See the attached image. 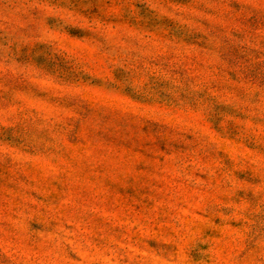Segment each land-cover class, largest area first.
I'll return each instance as SVG.
<instances>
[{
    "label": "rangeland",
    "instance_id": "374dc122",
    "mask_svg": "<svg viewBox=\"0 0 264 264\" xmlns=\"http://www.w3.org/2000/svg\"><path fill=\"white\" fill-rule=\"evenodd\" d=\"M0 264H264V0H0Z\"/></svg>",
    "mask_w": 264,
    "mask_h": 264
}]
</instances>
